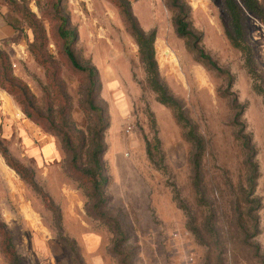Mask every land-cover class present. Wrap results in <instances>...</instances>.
<instances>
[{
  "label": "rangeland",
  "instance_id": "374dc122",
  "mask_svg": "<svg viewBox=\"0 0 264 264\" xmlns=\"http://www.w3.org/2000/svg\"><path fill=\"white\" fill-rule=\"evenodd\" d=\"M128 1L140 27L156 31L161 80L204 140L202 174L219 240L204 230V243L197 239L185 211L177 206L174 190L197 226L207 222L192 186L188 129L148 86L138 46L117 7L111 0H64L62 14L75 34L74 47L80 59L99 72L97 103L108 122L103 162L109 201L101 213L93 209L87 189L70 175V156L61 138L47 128L48 120L26 115L27 104L0 87V220L10 232L19 264H119L112 251L115 223L102 213L121 222L124 246L133 251L134 264H264V98L253 88L262 80L253 81L242 54L229 43L222 0L180 1L189 7V21L202 36V47L233 76L230 87L224 75L198 62L187 49L174 25L173 0ZM258 1L264 6V0ZM243 21L264 78V23L244 7ZM59 24L54 0H0V49L9 59L12 77L26 86L33 107L45 118L50 110L68 106L69 123L91 138L96 119L84 107L87 82L62 52ZM35 30H41L38 40ZM234 98L242 106L241 125L235 124ZM241 129L252 139L259 170L255 197L260 201V231L247 243L241 241L235 212L247 156L237 139ZM155 138L160 140L165 171L147 155L150 143L155 161H161ZM3 150L12 163L34 173L38 189L7 162ZM50 201L59 209L62 234L74 242V250L59 238ZM10 259L0 235V264H10Z\"/></svg>",
  "mask_w": 264,
  "mask_h": 264
},
{
  "label": "trees",
  "instance_id": "16d2710c",
  "mask_svg": "<svg viewBox=\"0 0 264 264\" xmlns=\"http://www.w3.org/2000/svg\"><path fill=\"white\" fill-rule=\"evenodd\" d=\"M117 7L120 16L130 34L134 38L138 46V54L142 63L146 82L148 86L156 94V99L162 105L172 110L174 118L183 128H187L185 138L192 146L191 165H192V186L195 193V200L198 208H203L206 211L207 222L203 227L197 226L196 219L191 210L184 203L177 190H174V199L177 206L185 211L188 218L189 230L199 239L202 243L204 240L201 236V230L208 233L211 238L219 240L218 234L214 227L215 209L213 202L208 201L205 192L204 178L202 174L203 159L205 154V143L203 138H200L190 120L186 117L184 108L181 102L170 92L168 86L161 80L158 62L156 59L155 41L156 31H144L137 19L135 18L131 5L128 0H111ZM54 4L58 9V20L60 22L58 29V38L61 41L62 52L66 59L69 61L73 70L81 74L86 82L87 87L84 95V107L89 110L95 117L96 123L90 129L89 135L91 138H86V135L79 132L76 127L72 126L68 121L67 113L68 106H60L56 110H50V114L45 118L44 114L35 109L32 104V99L29 96L26 86L20 82H16L11 74V65L7 55L0 49V87L7 90L11 95L16 97L20 103L24 102L25 113L28 116H34L39 121L47 119V128L56 133L62 140L65 150L70 156V175L76 177L80 182L81 187L87 189L86 197L93 200V209L101 213L102 209L108 204L109 198L106 195V187L108 179L105 175V167L103 156L106 152V145L103 141V135L108 127V122L105 116L104 109L97 103L100 94V79L98 69L88 63L83 62L77 50L75 49V34L69 27L68 18L62 14L64 0H54ZM223 9L229 19L226 28V37L232 47L239 50L244 59L245 68L253 79L254 82L262 80V84L255 83L254 90L264 98V78L259 70L256 54L253 46L248 41L245 23L243 21V7L249 12L253 13L264 23V6L258 0H222ZM172 7L174 10V25L180 38L184 41L187 49L195 55L198 62H201L210 70H214L221 75H224L228 80V86H232L233 76L229 71L221 68L213 57L205 51L202 47V36L196 33L189 21L190 10L189 7L180 0H173ZM14 29L17 26L11 23ZM36 31V40L41 32ZM42 55L39 54V57ZM233 109L235 110V124L241 125L239 122L242 116V106L238 104L237 99H233ZM44 123V122H43ZM243 129V124H242ZM240 130V134L244 130ZM237 138L241 141L243 149L246 151V159L244 161L245 177L240 187V192L237 195V203L235 212L239 219V228L241 229V241L247 243L252 237L259 234V218L257 211L260 208V201L255 197L257 187V180L259 176L258 164L255 160L256 153L252 144V139L248 138L245 134L239 135ZM154 150L160 155L161 161H155V156L152 151L151 144H147V155L151 163L158 169L165 171L166 164L164 161V154L161 150L160 140L155 138ZM0 148L1 142H0ZM3 154L6 152L3 150ZM7 157V162L15 168L17 173L34 188H37V182L34 179V173L22 164L12 163L10 158ZM47 197V195H45ZM50 205L57 213V224L59 238L66 241L71 249L74 250V242L62 234L61 227V214L59 209ZM245 216V219H244ZM102 217H106L115 223L116 238L113 244V254L119 259V264H134V253L131 249H126L124 246L125 235L122 229L121 222L116 219L107 217L102 213ZM248 218V219H247ZM243 219L245 221H243ZM253 230L252 234L249 233ZM0 235L2 247L6 254L11 257L10 264H19V256L12 243V237L7 230L6 225L0 220ZM260 246H256L257 252L260 251ZM77 255V252H75ZM77 262L79 257L77 256ZM80 264L81 261H80Z\"/></svg>",
  "mask_w": 264,
  "mask_h": 264
}]
</instances>
